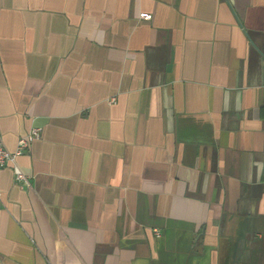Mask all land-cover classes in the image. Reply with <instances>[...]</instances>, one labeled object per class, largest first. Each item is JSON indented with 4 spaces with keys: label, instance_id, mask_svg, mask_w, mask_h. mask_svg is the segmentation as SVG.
<instances>
[{
    "label": "crops",
    "instance_id": "obj_1",
    "mask_svg": "<svg viewBox=\"0 0 264 264\" xmlns=\"http://www.w3.org/2000/svg\"><path fill=\"white\" fill-rule=\"evenodd\" d=\"M34 127L0 264H264V0H0L6 149Z\"/></svg>",
    "mask_w": 264,
    "mask_h": 264
},
{
    "label": "built area",
    "instance_id": "obj_2",
    "mask_svg": "<svg viewBox=\"0 0 264 264\" xmlns=\"http://www.w3.org/2000/svg\"><path fill=\"white\" fill-rule=\"evenodd\" d=\"M144 19H150V15L144 14ZM40 136V129L37 127L32 128L29 133L20 137L17 142V148L14 152L8 151L0 137V168L7 166L8 164H13L15 161V157L22 153L25 149H27L30 143L37 139ZM13 173L15 177V181L19 185L27 186L29 184L28 178L20 171V169L14 164L13 166ZM1 195V193H0Z\"/></svg>",
    "mask_w": 264,
    "mask_h": 264
},
{
    "label": "bare ground",
    "instance_id": "obj_3",
    "mask_svg": "<svg viewBox=\"0 0 264 264\" xmlns=\"http://www.w3.org/2000/svg\"><path fill=\"white\" fill-rule=\"evenodd\" d=\"M2 140V139H1ZM4 145V144H3ZM6 148V147H5ZM15 164V161H14V163H13V165ZM16 165V164H15ZM17 166V165H16ZM18 167V166H17ZM21 171V170H20ZM22 172V171H21Z\"/></svg>",
    "mask_w": 264,
    "mask_h": 264
}]
</instances>
